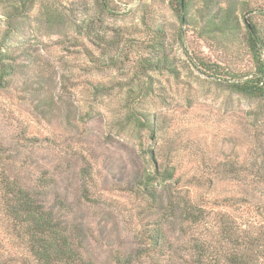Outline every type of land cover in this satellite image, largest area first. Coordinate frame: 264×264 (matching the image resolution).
<instances>
[{"label": "rangeland", "instance_id": "1", "mask_svg": "<svg viewBox=\"0 0 264 264\" xmlns=\"http://www.w3.org/2000/svg\"><path fill=\"white\" fill-rule=\"evenodd\" d=\"M17 2L0 0V31ZM240 2L251 11L244 19L264 29V0ZM189 10L181 21L175 0H35L12 39L17 70L0 90V144L22 165L19 178L55 179L46 193L66 197L89 228L83 252L97 264L135 247L144 203L134 187L150 153L174 169L178 180L164 186L177 197L205 213L217 210L215 199L245 198L262 216L225 212L264 224V114L226 86L253 71L243 19L237 32L205 40L206 8L194 0ZM95 84L105 92L95 95ZM127 108L154 118L155 131L126 124ZM178 229L167 226L182 245Z\"/></svg>", "mask_w": 264, "mask_h": 264}, {"label": "trees", "instance_id": "2", "mask_svg": "<svg viewBox=\"0 0 264 264\" xmlns=\"http://www.w3.org/2000/svg\"><path fill=\"white\" fill-rule=\"evenodd\" d=\"M34 1L18 0L10 8L6 5L5 29L0 31V90L7 89L16 74L18 57L12 50V39ZM193 1L175 0L178 13L183 11L181 21L191 18ZM199 2L207 10L198 33L202 39L213 40L237 32L239 16L242 17L244 45L253 71L248 78L229 81L226 86L233 93L256 100L264 114V29L244 19L251 11L240 0ZM106 6L101 3V9ZM199 65L205 68L203 63ZM92 89L95 95L106 90L99 84ZM124 121L150 134L155 131V119L138 116L132 108H127ZM19 163L5 156L0 144V244L8 246V257L0 264H97L83 252L89 228L74 220L66 197H48L46 193L55 185V179L41 174L21 179L14 173L22 168ZM147 166L134 187L135 196L144 203L133 233L135 247L128 253L115 251L107 264H258L264 260V224L252 215L241 221V217L225 212L245 207L262 216L260 207L252 206L245 198L230 196L215 199L211 205L217 210L205 213L189 196L177 197L173 184L164 186L175 180L174 169L156 165L153 153L148 156ZM81 195L88 200L86 191ZM167 226H178L182 245L169 236Z\"/></svg>", "mask_w": 264, "mask_h": 264}]
</instances>
